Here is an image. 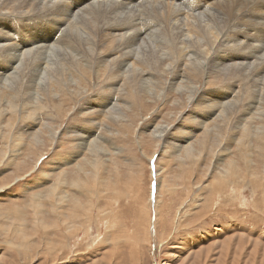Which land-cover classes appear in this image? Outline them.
Here are the masks:
<instances>
[{"label":"bare ground","instance_id":"bare-ground-1","mask_svg":"<svg viewBox=\"0 0 264 264\" xmlns=\"http://www.w3.org/2000/svg\"><path fill=\"white\" fill-rule=\"evenodd\" d=\"M13 15L15 19L10 17ZM35 17L44 23L37 24L38 21L33 20ZM107 78L110 91L81 102L80 97L93 90L92 82L97 84ZM238 79L245 82L246 94L241 88L232 86L238 85ZM202 88L209 91L205 93ZM112 90L118 93L117 99L110 95ZM172 94L179 99L184 97L187 104L194 107L189 119L199 128L189 130L190 137L172 138V128L190 129L184 125L185 118L176 115L174 120L180 116L177 123L170 118L168 124H160L149 131L158 144L171 138L169 144L175 146L171 147L175 150L173 153L182 162L183 172L178 181L186 180L185 189L189 191L197 184L191 168L203 153L212 156L206 169L210 174L217 170L210 169L211 166L219 168L213 162L217 152L214 149L224 139H232L229 147L237 142V151L243 161L241 164L235 160L226 163L208 187L213 190L231 186L262 189L264 0H0V135L5 131L8 142L7 148L2 150L3 159L26 137L31 140L33 151L44 141L45 135L51 141L57 140L62 131L51 126L57 123L52 120L55 116L46 114L50 120L45 118L47 122L39 127L40 123H35L40 119L35 116L38 111L57 110V116L66 122L79 113L95 125L91 128L103 130V124L113 139L121 133L115 127L130 123L132 113L138 112L142 117L140 108H146L145 102L155 101L154 98L168 100ZM246 96L243 112L236 116L235 110ZM64 100L77 103L69 105L67 112ZM175 102L176 106L180 104ZM21 124L31 131H16ZM199 130L202 133H198ZM68 133H75L76 139L88 144L89 147H78H86V152L91 151L90 155L96 157L91 162L95 175L97 168L100 170V165L105 164V158L97 155L101 150L112 151L92 141L93 133L88 130L74 126L67 130ZM86 134L88 137L84 136ZM214 139L218 143L216 146ZM223 151L229 153L230 148L224 146ZM81 155L82 152L78 153ZM255 155L261 167L255 164ZM83 167L79 169L81 173L85 171ZM199 173L197 171L196 176ZM88 176H77L73 182L80 193L87 194L86 185L91 181ZM21 177H15L13 182ZM58 181L49 192L51 207L57 220L66 225L63 234L75 233L78 231L73 224L76 218H65L70 211L67 207L73 205L71 209L75 215L91 220L93 208L97 206L91 196L68 197L70 191H64L60 185L66 183V174ZM9 182L8 185H12L13 182ZM169 183L164 185L167 191L171 187ZM177 185V182L173 184ZM93 194L95 196V192ZM61 203L66 208L61 207ZM109 209L110 204L100 213Z\"/></svg>","mask_w":264,"mask_h":264},{"label":"rangeland","instance_id":"rangeland-1","mask_svg":"<svg viewBox=\"0 0 264 264\" xmlns=\"http://www.w3.org/2000/svg\"><path fill=\"white\" fill-rule=\"evenodd\" d=\"M13 16L10 17L15 19V15ZM33 20L38 21L37 24L44 23L39 17ZM16 22L19 24L17 20ZM13 25L11 20V27ZM237 81L238 85L232 86L241 88L246 94L248 89L245 82L242 79ZM92 83L93 90L90 94L81 96V102L110 91L108 78L96 82L97 84ZM222 87L225 91L226 86ZM202 91L206 93L209 90L205 88ZM110 95L117 99L118 93L112 90ZM247 96L243 97L244 102L240 103V108L235 110L236 116L243 112L242 104L246 102ZM154 100L145 102L146 108H140L142 117L138 112H130V123L127 122L126 126H114L121 133L113 139L103 124V130L91 128L90 126L95 125L79 113L74 115L76 117L72 121L66 122L57 116V110H41L35 113V116L40 118H37L35 123H40V127L47 122L45 118L49 119L48 113L54 115L52 120L57 123L51 126L62 131L57 140L51 141L45 135L44 143L37 144L33 151L31 140L26 137L23 144L18 143L3 159L2 150L7 148L8 142L5 140V131L1 132L0 264H264V186L256 190L253 187L231 186L222 190L208 187L226 163L235 160L241 164L243 161L237 151V142L229 147L232 139H224L216 146L218 143L215 138L213 143L217 152L213 162L219 168L211 166L210 169L217 170L211 171L210 174L206 169L212 161V156L203 153L191 168L197 184L188 191L185 189L186 180L178 181L183 172L182 162L180 157L173 153L175 150L172 148L175 146L169 144L172 143L171 138L162 142L164 144L155 143L150 137L149 129L168 124L171 122L170 118L177 123L180 116L174 120L175 116L182 115L185 118L184 125L190 129L172 128V138L188 137L189 130L193 127L199 128L189 119L195 111L194 107L187 104L184 97L179 99L175 94L169 96L168 100ZM175 101L180 104L176 106ZM76 103L77 101L64 100V111L69 112L70 106ZM23 124L16 131H31ZM74 126L93 133L92 141H97L96 143L102 144L105 150L112 151L105 153L101 150L97 155L100 159L105 158V164L100 163L101 168H97L95 175L91 164L96 157L90 155L91 151L86 152L84 149L89 147L88 144H85L83 139H76L75 133L67 134V130ZM115 128L112 130H116ZM45 131L48 134L47 130ZM198 133H202V130ZM84 136L88 137L87 134ZM99 136H102V139ZM252 140L255 144L253 137ZM81 145L86 147H78ZM224 146L230 148L229 153L223 151ZM15 148L19 151H15ZM80 152L82 155L78 156ZM254 158L255 164L261 167L258 156L255 155ZM82 166L85 171L81 173L79 169ZM196 170L200 172L198 176ZM65 174L68 183L60 185L64 191H70L71 195L68 197L75 198L81 194L91 196L93 204L97 206L93 208L92 219L89 220L87 216L81 218L75 215L71 209L73 205L68 204L70 211L66 212L65 218L75 217L74 229L78 230L68 234H63L66 232V225L57 220L49 197L53 185ZM18 176L22 177L13 182ZM77 176H88L91 180L86 185L87 194L83 191L80 193L74 186L73 182ZM167 181H170L171 185L169 192L164 187ZM7 182L13 183L8 185ZM176 182L178 185L174 187ZM82 201L85 203L84 199ZM108 204L110 209L100 213ZM60 206L66 208L65 204L61 203ZM63 242L64 245H59Z\"/></svg>","mask_w":264,"mask_h":264}]
</instances>
